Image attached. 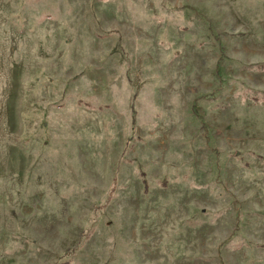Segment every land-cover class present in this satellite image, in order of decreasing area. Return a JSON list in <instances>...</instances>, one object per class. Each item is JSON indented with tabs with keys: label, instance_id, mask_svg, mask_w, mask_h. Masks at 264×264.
Here are the masks:
<instances>
[{
	"label": "rangeland",
	"instance_id": "374dc122",
	"mask_svg": "<svg viewBox=\"0 0 264 264\" xmlns=\"http://www.w3.org/2000/svg\"><path fill=\"white\" fill-rule=\"evenodd\" d=\"M0 264H264V0H0Z\"/></svg>",
	"mask_w": 264,
	"mask_h": 264
}]
</instances>
